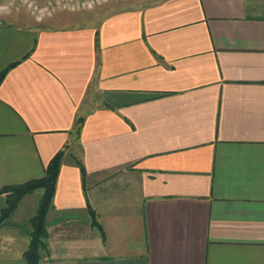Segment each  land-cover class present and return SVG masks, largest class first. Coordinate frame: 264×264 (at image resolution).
<instances>
[{
    "label": "crops",
    "instance_id": "crops-1",
    "mask_svg": "<svg viewBox=\"0 0 264 264\" xmlns=\"http://www.w3.org/2000/svg\"><path fill=\"white\" fill-rule=\"evenodd\" d=\"M132 3L0 25V191L64 151L40 264H264V4Z\"/></svg>",
    "mask_w": 264,
    "mask_h": 264
},
{
    "label": "rangeland",
    "instance_id": "rangeland-1",
    "mask_svg": "<svg viewBox=\"0 0 264 264\" xmlns=\"http://www.w3.org/2000/svg\"><path fill=\"white\" fill-rule=\"evenodd\" d=\"M148 3L153 0H0V25L17 22L25 25H46V18L56 15H77L89 16L90 18L100 19L103 14L113 7H124L125 4L132 2ZM132 3V4H137ZM264 4V0H253V3ZM264 14V10L259 12ZM41 192L38 190L24 195L19 204L21 208L14 218L20 217L15 221L11 230L24 229L28 224L29 218L33 215L34 209L40 200ZM12 220V219H11ZM10 221V220H9Z\"/></svg>",
    "mask_w": 264,
    "mask_h": 264
},
{
    "label": "trees",
    "instance_id": "trees-1",
    "mask_svg": "<svg viewBox=\"0 0 264 264\" xmlns=\"http://www.w3.org/2000/svg\"><path fill=\"white\" fill-rule=\"evenodd\" d=\"M6 71L0 74V82L2 81ZM64 156V151H60L49 163L46 174L39 179L31 180L19 186H9L0 191V193L8 192L6 199V206L0 214V228L11 217V214L16 210L17 205L21 198L37 189H43L41 196L34 214L29 218L28 223L31 227V243L25 253L28 264H40L41 250L47 249V213L52 207L53 197L56 189V182L59 176L61 162ZM83 177L86 175L85 168L80 161H77Z\"/></svg>",
    "mask_w": 264,
    "mask_h": 264
}]
</instances>
